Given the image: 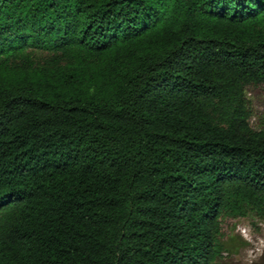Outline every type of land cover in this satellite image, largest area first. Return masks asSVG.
I'll use <instances>...</instances> for the list:
<instances>
[{
  "label": "trees",
  "instance_id": "1",
  "mask_svg": "<svg viewBox=\"0 0 264 264\" xmlns=\"http://www.w3.org/2000/svg\"><path fill=\"white\" fill-rule=\"evenodd\" d=\"M259 87L264 0H0V264H218Z\"/></svg>",
  "mask_w": 264,
  "mask_h": 264
},
{
  "label": "rangeland",
  "instance_id": "2",
  "mask_svg": "<svg viewBox=\"0 0 264 264\" xmlns=\"http://www.w3.org/2000/svg\"><path fill=\"white\" fill-rule=\"evenodd\" d=\"M246 97L252 112L250 125L258 129L264 114V87L247 90ZM219 240L218 264H264V219L252 215L226 219Z\"/></svg>",
  "mask_w": 264,
  "mask_h": 264
}]
</instances>
